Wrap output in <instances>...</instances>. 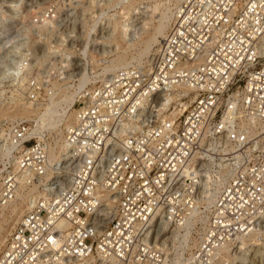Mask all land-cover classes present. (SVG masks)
Listing matches in <instances>:
<instances>
[{
	"label": "built area",
	"instance_id": "obj_1",
	"mask_svg": "<svg viewBox=\"0 0 264 264\" xmlns=\"http://www.w3.org/2000/svg\"><path fill=\"white\" fill-rule=\"evenodd\" d=\"M110 4L45 0L23 23L20 10L0 12V66L23 82L31 106L53 81L74 86L95 72L96 54L108 61ZM73 106L52 162L46 131L25 118L9 127L17 171L4 165L0 204L20 180L38 192L0 264H164L158 227L181 224L201 205L197 178L211 154L230 173L191 264H213L224 244L264 223V0L181 1L150 61L88 81Z\"/></svg>",
	"mask_w": 264,
	"mask_h": 264
},
{
	"label": "bare ground",
	"instance_id": "obj_2",
	"mask_svg": "<svg viewBox=\"0 0 264 264\" xmlns=\"http://www.w3.org/2000/svg\"><path fill=\"white\" fill-rule=\"evenodd\" d=\"M136 1L137 0H118V2H121L120 5L122 4L121 9H120V12H121L120 14L122 15L128 14ZM181 1L183 0H152L150 4L148 3L146 7L148 8L147 11H149L151 15V17L150 16L149 17L152 18V15L153 16L155 15L154 17L156 18L154 19L155 23L152 22L153 19L150 22L151 24H153L150 30H147L148 29L147 27L150 28V26L148 25L146 27L145 24L147 23L145 22H144L145 24L143 23V25L145 26L144 30H142L143 25H141V30L144 31L143 35L138 34V30L136 28L137 30L136 32L133 31L129 34L127 33L128 35L127 37L129 36L130 37L126 39V32H127L126 30L127 28L125 27L126 25L124 24L120 25V23L115 22V24L113 25L114 30L112 31V44H113L112 47H114V54L110 60L106 61L105 66L102 67V72H99L100 74L96 73V76L94 75L90 76V75H87L86 72H84L83 75H81V78L78 84L70 92L69 91L68 92L58 91L56 89L58 87V84L56 83L54 84L55 89L54 88L52 90L50 89L52 94L50 93L51 95L50 94L48 95L50 96V99L47 101L46 106L37 108V111L34 115L35 118H34V126H33V130L35 132L40 133V131L45 130L51 136V141H49L48 143L50 162L55 160L60 155V153L62 152L64 148V131H65V127L69 125L74 118L75 108L73 106V103H74L77 91L81 87H83L88 81L94 82L98 78L101 79L104 76L108 75V73L113 72L120 67L132 65V64H146L148 61H150L151 54H152L151 51L155 50L154 46L159 44L162 38L166 35L169 29V26L172 22L175 8ZM116 5L117 4H115V7ZM117 6H118L117 8L120 7L119 3ZM117 12L119 13L118 10ZM150 23L148 22V24ZM91 27H93V25ZM141 35L142 37H140ZM135 41H136V44H141V47L138 50H135V52H131L130 43L135 42ZM26 95H27L26 100L31 104L30 100L28 99L27 92H26ZM23 112H29V110L26 109V111H23ZM10 145L6 146L5 153L3 154L6 157H10L13 154L14 147ZM4 147H5V144H4ZM230 151L231 150L228 149V152ZM15 157L16 156H14V162H15ZM16 166L17 164L14 165V171H17ZM203 166H204L203 171L199 172L200 178H197V180L200 181V184L202 185V187H204V191H201L203 190L201 187L200 189L201 193L202 192L205 193L204 198L201 199L203 202L202 210L200 209L198 211L196 210L194 214L192 213L193 215L191 214L192 217H190L191 215H189L185 219V221H183L181 224H173V223L162 221L160 225L161 228L164 227L165 224L174 225V226L182 225L190 217L185 223V225L181 227L173 228V229H167L165 227L161 231L162 234L159 237L158 241L165 252L164 264H189V261L192 257H191V254L189 257H186L184 255V247L186 246L188 248L190 240L193 241V238H191V229L193 228V225L198 221H200L202 224H206L208 217H209L210 207L220 187L225 183L230 173L228 169L222 168V166L217 165L216 156L212 154L210 155L208 159L203 161ZM1 171L2 170L0 169V172ZM0 186H1V183H0ZM37 192L38 191H37L36 184L26 185L24 182H22V180H20L17 186V189H16V195L14 199L6 205L0 204V208L7 207L8 209H10V212L16 214V217L12 220L9 227L10 226L12 227L17 222V220L20 218V216L23 214V212L26 210L27 205H28L29 196L32 193H37ZM9 227L5 231H3L4 234L2 235L0 242L4 240ZM254 227L246 233L237 235L235 239L233 240V242L224 244L217 251L216 259L214 260L213 264H217L219 260H221L222 258L224 259L222 254H224V252L227 253L229 250V247L230 249L232 248L231 244H234L238 249L237 237L243 236L253 231ZM261 229L257 231H253L249 233L248 235L241 237L239 239V243L241 245L240 248H243L248 244L257 243L261 237H264V227L262 230ZM193 242L195 243V245L197 244V241L194 240ZM225 246L227 247L223 250ZM237 249H235L234 251H237ZM172 250H174V255L170 257V253ZM224 262L225 260L222 263Z\"/></svg>",
	"mask_w": 264,
	"mask_h": 264
},
{
	"label": "rangeland",
	"instance_id": "obj_3",
	"mask_svg": "<svg viewBox=\"0 0 264 264\" xmlns=\"http://www.w3.org/2000/svg\"><path fill=\"white\" fill-rule=\"evenodd\" d=\"M28 1L29 0H0V12L3 14L9 13L11 15H14V14L16 15L18 10H20V12H18V13H20V15H18L19 16V22L23 23V22L27 21L28 18L31 16L30 11H32L33 9H36L37 6H40L41 4H43L45 2V0H33L32 1V2H34L33 4L27 5ZM88 1H89V3L93 2V1L95 2V0H88ZM150 2H152V0H137L134 3L130 12L128 14L122 15V14H120L121 13L120 9L122 6V4L120 5L121 2H118V0H111V4L108 7L109 8L108 10L111 12L110 17L112 18L110 20V22H111L110 23V26H111L110 34H111V36H112V31L114 30L113 25L115 24V22L120 23V25L121 24L126 25L125 26L127 28L126 29L127 30L126 39L130 37V36L127 37L128 36L127 33L129 34L133 31L136 32L137 30H138V34L143 35L144 31H142V30H144V27H145L143 25L144 22L147 23V24L144 23L146 25V27H147V25L150 26V28L147 27L148 29L147 28L146 29L150 30L152 28L151 26L153 25L150 22L153 19L152 22L155 23L154 19L156 18V17H154L155 15L154 16L152 15V18H150L151 15H150L149 11H147L148 8L146 6L148 5V3L150 4ZM118 3L120 6L119 8H117ZM18 4H20L21 8L18 7ZM115 4H117L116 7H115ZM108 10H104V11H107L106 13L108 14ZM117 10L119 11V13L117 12ZM96 11H98V9H96ZM101 12H103V10ZM93 16H94V14L91 13L89 19L87 21H85V23H84V26L86 27V30L88 32L87 34H89L91 32V29H93L95 27V25L99 22L98 12H96L95 18ZM147 21L151 25L148 24ZM92 25H93V27H91ZM141 25H143L142 30H141ZM136 28H137V30H136ZM142 35L140 37H142ZM137 41H138V39H137ZM109 43L111 44L112 53H111V56L108 60H110L114 54V47H112V45H113L112 44V38H111ZM130 44H131V46H130L131 52H135V50H138L141 47V44H136V41L131 42ZM152 51H151V53H152ZM88 63H92L93 68L94 69L96 68L97 70L91 74L89 72H86L87 75L96 76V73L100 74L99 72H102V67L105 66L106 62L103 64L98 63V58H97V54H96L95 56H93L88 61ZM4 69H5L4 65L0 66V111H1L0 112V169L2 171H3L4 165L10 164V166L13 169H14V165H16L14 162V156H15L14 150H13V154L10 157H6L3 155L5 153L6 146L10 145L9 134H8L10 123H13V122H15L19 119H22V118L29 119V120H31V122L33 124L32 125V129H33L34 118H35L34 115L37 111V108H41V107L46 106L47 101L50 99V96H48L43 103H40L36 106H33V105L31 106V104L26 100V96H27L26 95V92H27L26 86H24L23 82L19 81V78L11 77L8 73L4 72ZM98 79H96V80H98ZM78 82H77V84H78ZM55 83L58 84V87L56 88L58 91H67V92L72 91L75 88V86L77 85V84H74V86H73V84H72V85L68 86V85L62 84L59 81L55 80L52 83L51 90L54 88ZM26 109L29 110V112H23V111H26ZM48 136H49V138H48V143H49V141H51V136L49 133H48ZM4 144H5V147H4ZM2 145H3V147H2ZM2 171L0 172V183H1ZM202 189L203 190H201V191H204V187H202ZM202 194H203L202 195L203 197H201V199L204 198L205 193L202 192ZM200 204L202 206L199 205L200 207L198 206V208L195 209L193 214L196 212V210L197 211L199 209L202 210V208H203L202 200L200 201ZM192 215L190 217H192ZM15 217H16V214L10 212V209H8L7 207L6 208H0V240L2 238V235L4 234L3 231H5L9 227V225L11 224L12 220ZM187 220H186V222H187ZM185 223L182 225H177V226L165 224L164 227H162V228L159 226L158 232H157V236L159 234L158 239L162 234L161 231L163 230V228H165V227L167 229L178 228V227L185 225ZM204 226H205V224H202L200 221L196 222L193 225V228L191 229V238H193V241L195 240L198 243L199 235L201 233V230L204 228ZM263 227H264V223L258 227H254L253 231L260 230L261 228L263 229ZM11 228L12 227L10 226L7 234L5 235L4 240L6 239V236L8 235ZM253 231H251V232H253ZM251 232H249V233H251ZM249 233H247L245 235H248ZM245 235H243V236H245ZM243 236L237 237L238 249L236 246L232 247L231 248L232 250L229 247L228 252L227 253L224 252V254H222L224 259L222 258L221 260H219V262L217 264H264V237H261L257 243L248 244L245 247L240 248L241 245L239 243V239ZM4 240L2 242H0V250L3 246ZM193 241L190 240L188 248L186 246H185L186 248L184 247V255L186 257H189L190 254L192 257V250L195 246V243ZM227 246H229V245H227ZM227 246H225L223 248V250ZM235 249H237V251H234ZM173 255H174V250L171 251L170 257H172ZM222 260L223 261L225 260V262L222 263L223 262ZM190 263H191V259L189 261V264Z\"/></svg>",
	"mask_w": 264,
	"mask_h": 264
}]
</instances>
